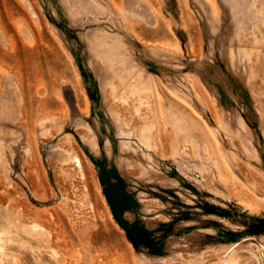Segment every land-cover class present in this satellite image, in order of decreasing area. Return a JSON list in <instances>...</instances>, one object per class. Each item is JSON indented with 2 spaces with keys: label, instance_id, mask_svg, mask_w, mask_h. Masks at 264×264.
<instances>
[{
  "label": "rangeland",
  "instance_id": "374dc122",
  "mask_svg": "<svg viewBox=\"0 0 264 264\" xmlns=\"http://www.w3.org/2000/svg\"><path fill=\"white\" fill-rule=\"evenodd\" d=\"M234 245L264 264V0H0V264Z\"/></svg>",
  "mask_w": 264,
  "mask_h": 264
},
{
  "label": "bare ground",
  "instance_id": "6f19581e",
  "mask_svg": "<svg viewBox=\"0 0 264 264\" xmlns=\"http://www.w3.org/2000/svg\"><path fill=\"white\" fill-rule=\"evenodd\" d=\"M86 95V94H85ZM85 105H88V104H85ZM237 245H234L232 248H231V251L228 252L225 256L226 257H229V261L228 260H224L221 262V264H237V261L235 260V257H234V254H231L232 250L236 247ZM19 262V260L17 261V263ZM21 262V261H20ZM19 262V264H20Z\"/></svg>",
  "mask_w": 264,
  "mask_h": 264
},
{
  "label": "built area",
  "instance_id": "2783aa9c",
  "mask_svg": "<svg viewBox=\"0 0 264 264\" xmlns=\"http://www.w3.org/2000/svg\"><path fill=\"white\" fill-rule=\"evenodd\" d=\"M226 264V263H225Z\"/></svg>",
  "mask_w": 264,
  "mask_h": 264
},
{
  "label": "trees",
  "instance_id": "16d2710c",
  "mask_svg": "<svg viewBox=\"0 0 264 264\" xmlns=\"http://www.w3.org/2000/svg\"><path fill=\"white\" fill-rule=\"evenodd\" d=\"M257 227V226H256Z\"/></svg>",
  "mask_w": 264,
  "mask_h": 264
}]
</instances>
